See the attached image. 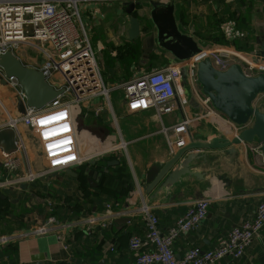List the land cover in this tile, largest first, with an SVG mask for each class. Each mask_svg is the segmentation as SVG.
Returning a JSON list of instances; mask_svg holds the SVG:
<instances>
[{
  "label": "crops",
  "instance_id": "crops-1",
  "mask_svg": "<svg viewBox=\"0 0 264 264\" xmlns=\"http://www.w3.org/2000/svg\"><path fill=\"white\" fill-rule=\"evenodd\" d=\"M130 4L134 3L94 1L78 6L80 29L84 30L96 52L102 80L110 93L108 98L96 97L87 101L74 112L75 118L80 120L76 123L79 152L82 156H90L87 162L62 171L60 182L55 181L53 175L46 176L43 182L29 183L45 187L46 193L49 188L52 191L53 185L59 187L60 190L53 191L52 195L57 201L66 202L54 212L62 225L51 227L47 234L35 233L44 227L51 214L41 210L33 214L27 209L13 208L9 195L13 198L20 192L1 191L0 205L5 202L12 205L9 213H5L7 207L0 208V221H8L11 228L26 233L18 235L13 242L4 244L0 241V264H36L32 258L37 254L45 256L44 264H135L136 257L129 248V240L134 235L145 238V217L138 211L143 206L156 216L161 233L168 235L192 202L210 200L208 215L200 226L194 231L180 233L173 243V251L179 260L193 248L216 249L231 230L255 217L264 199V153L252 151L249 144L234 145L230 149L192 151L188 154L198 158L188 162L186 170L189 174L182 176L178 183L169 188L148 186L146 176L151 166L155 162H165L184 148L171 154L167 142L168 138L175 139L173 126L184 119L192 120L186 134L187 145L190 144L189 135L195 142L213 139L221 131L231 138L232 126L216 113L204 120H195L197 116L216 110L203 103L205 97L198 83L189 86L187 70L181 81L183 88L178 93V102L174 101L173 113L161 120L153 111L128 113L124 84L180 62L164 51L147 54L140 41L128 40L130 19L138 17L143 32L147 27L143 16L150 17L157 2L136 3L132 12ZM165 5L174 7L177 26L202 51L232 44L241 51L257 50L264 54V0L231 3L181 0ZM245 14H249L247 18L251 23L246 22ZM233 21L245 34L244 40L228 41L224 37L222 26ZM237 42L242 44V49L237 47ZM18 53L17 57L25 65L42 63L40 55L22 57ZM184 88L190 95L184 94ZM113 93L114 100L111 99ZM18 116L6 88L0 86V124ZM18 131L26 144V156L21 157V168L8 174L1 165L4 150L0 147V181L11 182L19 175H25L28 165L35 173L46 168L33 132L23 125ZM27 217L29 221H25ZM89 218L99 219L92 232H87L81 225ZM144 249H148L147 246ZM216 264H233V259L226 257ZM236 264H264V229L261 237L246 248Z\"/></svg>",
  "mask_w": 264,
  "mask_h": 264
},
{
  "label": "built area",
  "instance_id": "built-area-1",
  "mask_svg": "<svg viewBox=\"0 0 264 264\" xmlns=\"http://www.w3.org/2000/svg\"><path fill=\"white\" fill-rule=\"evenodd\" d=\"M94 1L134 4L145 1L166 4L181 0H0V56L7 52L16 54L21 47L35 48L42 57V63L26 66L41 71L46 82L57 92H61L45 107L41 109L29 107L25 115L11 117L7 123L0 124V130L10 128L15 131L16 137L18 136L17 150L1 152V165L8 174L21 168V157L25 158L27 153L26 144L18 131L20 125L33 132L46 163L45 170L40 173H35L28 165L29 169L25 175H19L11 182L0 181V189L10 185L32 183L40 177L79 166L90 157L82 156L79 152L74 112L87 101H92L96 97L108 98L110 93L102 80L96 52L78 23V6ZM223 1L231 3L238 0ZM222 29L228 41L244 40L246 37L237 29L235 21L225 22ZM205 57L209 58L214 68L221 72L227 71L234 64L239 65L246 76H258L264 72L262 52L241 51L232 44L219 45L202 51L200 56L191 60L180 61L124 84L128 113L153 111L160 120L163 116L173 113L174 101L183 88L181 81L185 76V70L189 86L197 85V61ZM7 80L9 85L24 97L23 92L19 91L18 81L15 78ZM203 103L212 105L207 97ZM254 105L264 110V95L258 96ZM213 113L227 125H231L237 134L245 129L233 124L218 111L197 116L195 120H204ZM191 122L190 119H184L173 126L175 139L168 138L167 142L171 154H175L176 149L186 145V134ZM164 131L167 134V130ZM249 146H252V151L261 152L259 145ZM209 207L208 199L192 202L186 214L177 221L168 235L161 233L159 221L148 207L139 208V213L145 217L146 234L144 239L134 235L129 240V248L136 257L135 264H216L226 257L232 258L233 264H236L244 255L246 248L261 237L264 229V199L259 204L255 217L231 230L216 249L202 251L193 248L183 259H177L172 248L176 238L180 233L196 230L206 219ZM98 223V218H89L81 225L87 232H92L93 226ZM50 228L42 227L35 233L47 234L51 231ZM145 246L148 249H144Z\"/></svg>",
  "mask_w": 264,
  "mask_h": 264
},
{
  "label": "water",
  "instance_id": "water-1",
  "mask_svg": "<svg viewBox=\"0 0 264 264\" xmlns=\"http://www.w3.org/2000/svg\"><path fill=\"white\" fill-rule=\"evenodd\" d=\"M135 4H130V11ZM129 11V13H131ZM146 29L142 32L138 17L130 19L131 29L128 40L140 41L142 50L150 52H168L176 60H191L200 56L202 50L198 44L177 26L174 18V7L165 4H156L150 17L143 16ZM32 36L31 34H29ZM15 78L19 83V91L12 88L8 80ZM197 82L202 94L209 98L213 108L228 118L233 124L245 127L236 133L232 127L227 137L224 131L219 136L204 142H195L189 135L190 144H186L179 152L165 162H155L147 176L148 186L154 188L161 185L169 188L178 183L179 179L189 174L187 165L198 158L188 154L192 151L230 149L234 145L258 144L264 153V110L255 107L258 96L264 95V72L258 76H246L239 65H232L227 71L221 72L214 68L209 58H200L197 61ZM0 86L6 88L10 101L14 103L18 115L23 116L26 109L33 107L41 109L55 99L61 92L50 86L39 70L24 65L16 54L7 52L0 56ZM184 94L190 95L187 88ZM178 102V96L175 99ZM80 120L76 119L78 124ZM0 147L5 152L17 150L16 134L14 130H0ZM188 155L186 158H184ZM189 162V163H188ZM32 261L44 264L45 256L37 254Z\"/></svg>",
  "mask_w": 264,
  "mask_h": 264
},
{
  "label": "rangeland",
  "instance_id": "rangeland-1",
  "mask_svg": "<svg viewBox=\"0 0 264 264\" xmlns=\"http://www.w3.org/2000/svg\"><path fill=\"white\" fill-rule=\"evenodd\" d=\"M248 16H249V14H245L244 15L247 23L250 22V20L248 19L249 18ZM251 17H252V15H251ZM18 54L20 56H22V57H34L35 58L38 55V51L35 48H33V47H31L29 49L25 48V47H21V49L19 50ZM114 95H115L114 93L111 94V97H112L111 99H113V100L115 99ZM82 128H83V126H82ZM35 149H37V145H35ZM34 156H35V154H34ZM30 158H31V156L29 157V159ZM66 170L67 169L62 170V171H66ZM62 171H58V172H56L54 174L47 175V177L54 175L55 176V181L57 179V182H60L61 177H63V176H61L62 173H63ZM45 179H46V176L40 177V178L37 179L38 181L36 180V182L34 181L32 183H40L41 180L43 182ZM3 190H5L6 193H13V191L20 192V195L14 194L15 197H13V198H12V194L9 195V198L12 199V203L15 206L13 208H18V210H20L19 208H21L22 210L27 209V211L30 210L33 214L35 212H38V210L39 211L41 210L45 214H51V216L50 215L47 216L48 217L47 223L43 225L44 227H53V226H58V225H62L63 224L60 221H58V219L54 216L55 210L59 211L58 207H60V205H62L64 203H66V202H62V201H57V199L52 195L53 191H59L60 190L57 185H53L52 191H50V188H49L47 193L45 192V187H38L37 185L34 186V184L30 185L29 183L22 184V185L17 184V185L7 186V187H5V188L0 190V194H3L1 192ZM33 199H34V201H33ZM14 201H15V203H14ZM12 203L5 202L4 204L0 205V208H2L3 206L7 207L6 208L7 210L5 211V213H9L10 210H11L10 208H11ZM11 214L12 213H10L9 215H11ZM35 215H38V214H35ZM21 216H23V214H21ZM41 216L44 218V215H41ZM31 218H33V217L31 216ZM26 220L29 221L28 217L25 218V221ZM24 233H26V232L18 231L16 229L11 228V226H10L8 221H6V222L0 221V241L2 243L5 244V243H8L10 241L13 242L14 239L18 235H23ZM9 237L12 238V239H10Z\"/></svg>",
  "mask_w": 264,
  "mask_h": 264
},
{
  "label": "trees",
  "instance_id": "trees-1",
  "mask_svg": "<svg viewBox=\"0 0 264 264\" xmlns=\"http://www.w3.org/2000/svg\"><path fill=\"white\" fill-rule=\"evenodd\" d=\"M236 45H237V47H239L240 49H242V44L241 43L237 42Z\"/></svg>",
  "mask_w": 264,
  "mask_h": 264
}]
</instances>
